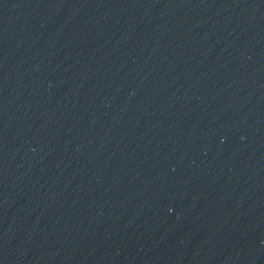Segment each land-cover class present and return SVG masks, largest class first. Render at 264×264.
Segmentation results:
<instances>
[{
    "label": "water",
    "instance_id": "water-1",
    "mask_svg": "<svg viewBox=\"0 0 264 264\" xmlns=\"http://www.w3.org/2000/svg\"><path fill=\"white\" fill-rule=\"evenodd\" d=\"M0 264H264V0H0Z\"/></svg>",
    "mask_w": 264,
    "mask_h": 264
}]
</instances>
